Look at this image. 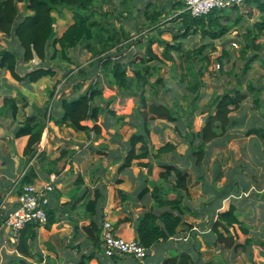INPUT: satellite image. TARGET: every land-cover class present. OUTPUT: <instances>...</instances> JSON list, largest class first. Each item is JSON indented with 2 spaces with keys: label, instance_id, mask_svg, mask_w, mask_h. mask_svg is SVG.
<instances>
[{
  "label": "crops",
  "instance_id": "crops-1",
  "mask_svg": "<svg viewBox=\"0 0 264 264\" xmlns=\"http://www.w3.org/2000/svg\"><path fill=\"white\" fill-rule=\"evenodd\" d=\"M140 2L145 3L144 0H138V3ZM132 15L133 17L124 16L123 23L117 25L130 36L129 41H125L119 50L111 51L113 58L130 63L137 58L146 57L147 42L157 33L153 27H143L146 22L144 14L133 12ZM65 16L63 21L57 20L56 24L60 29L59 34L56 32L57 38L74 23L72 17H67V14ZM176 26L178 25L174 22L173 26L167 24L161 28L176 29ZM0 35L3 36L2 33ZM162 39L170 43L171 33H164ZM182 42L184 43V40ZM13 45L14 47H9L8 50H15L19 54L20 66L16 73L21 80L18 81L9 71L0 68V202L30 167L28 172L32 171L36 175L35 184L49 182L51 177L56 178L49 208L54 222L49 228L39 229L37 239L30 245L29 257L23 256L18 245L9 242V235L6 234L0 240V264H140L128 257L109 258L105 255L103 226L109 222L116 236L139 241V220L148 212L161 215L169 211L160 207L159 201L161 197L174 192L179 180L173 177L171 182L155 181L153 175H148L149 168L141 165L148 164L149 160L134 161L130 167L125 168L129 153L128 142L137 129L135 132L129 131L128 125L129 135L115 139L117 117L109 115L108 112L102 113L97 122L101 128V136H96L94 132L89 136L56 125L55 120L61 119L63 115L61 100L55 104L54 114L38 146L39 149L44 145V151L37 161L31 164L30 158L24 156L30 137L17 139L15 136L27 126L30 119L42 117V108L48 102L54 79L60 78L65 67L61 61L47 59L42 62L38 58L26 65L22 62L23 53L19 50L18 43L14 42ZM84 49L92 57L85 47L79 46L76 53L79 55L81 52L85 57ZM4 50L7 49L1 46L0 58ZM156 50L163 53L162 47H157ZM50 54L51 52H48L49 56ZM165 67L172 71L174 69L170 61H166ZM40 68L49 71L50 75L34 83L25 79L27 74ZM129 76H133V73ZM88 86L89 84H86L82 91L74 92L70 97L85 94ZM103 94L104 109L109 108L119 117L130 115L138 107V99L120 95L117 87L104 90ZM6 100L16 102L17 113H7L4 110ZM204 115V119L208 117L207 114ZM84 125L93 128L96 124L88 121ZM173 129L172 123L158 120L151 129V141L153 152L167 144L176 148L167 157L170 159L167 164L184 172L187 188L183 194L187 199L183 208L186 213L176 236L166 242L157 243L149 250L147 263L163 264L167 260L186 254L191 256L195 264H241L243 250L226 249L225 245L220 243L214 227L217 222H221V215L229 212L234 206L242 227L249 231L246 236L239 225L230 227V235L235 242L244 244L247 238H253L256 241L255 246L264 247V194H261L264 185L261 183L260 186L255 177V184L253 178L248 180L258 175L252 168H243L241 172L237 167L233 168L231 176L228 177L219 167L214 175H206L207 169L197 175L193 166L194 158L189 155V145L187 146L185 141L180 143L174 136ZM187 133L189 131L184 133V136ZM254 136L256 138L254 134L248 135L251 139L249 141H253ZM226 141L220 139L212 145L216 146L217 143L221 147L227 144ZM212 145L209 147L212 148ZM249 157L253 159L252 156ZM152 165L161 166L162 163L154 161ZM92 203H95V206H92ZM17 206L18 204L11 202L8 209L11 211ZM92 224L98 228V241L90 232ZM223 229L220 227L219 231L223 232ZM4 240L8 244L3 247Z\"/></svg>",
  "mask_w": 264,
  "mask_h": 264
},
{
  "label": "trees",
  "instance_id": "trees-1",
  "mask_svg": "<svg viewBox=\"0 0 264 264\" xmlns=\"http://www.w3.org/2000/svg\"><path fill=\"white\" fill-rule=\"evenodd\" d=\"M128 2L129 0H125L124 4H126L127 12L130 14L133 5L131 7ZM103 3L102 0H0V33L4 37L14 38L17 41L19 50L23 53L22 62L26 65H30L35 58L42 62L50 59L51 61L72 64L70 51L83 45L92 55L93 62L90 63V67H93L95 73L91 76H97V78L93 80L85 94L62 99L63 115L61 119L55 120L58 126H65L89 136L91 132L100 136L101 128L97 122L101 114L108 112L109 115L115 117L109 108L105 110L104 104H101L104 101V87L114 88L116 86L120 95L133 96L139 100L140 108L137 109L139 123L136 124L138 130L128 142L129 153L125 168L130 167L134 161L140 160H149L148 164L141 165L150 168L152 163L156 161L162 165L154 167L155 181L171 182L173 177L179 180L174 187V192L169 196L161 197L159 201L160 207L167 208L169 211L163 212L161 215L148 212L139 220L137 226L138 240L149 251L157 243L166 242L176 236L177 229L186 213L183 208L187 199V196L183 194L187 188L184 172L167 164L170 161L167 157L176 148L167 144L157 152H153L151 147V124H155L158 120L172 124L178 123L181 119L179 113L185 111L179 102L171 105L166 102L167 100L159 98L160 86L165 85L160 75L166 61L173 63L174 77L181 78L180 83L182 85L187 84L186 88L184 87L185 99L189 100L190 95L194 96V102H190L189 110V113L193 114L195 106L197 108V99L201 95L202 88L205 87L203 80L211 66V55L209 54L217 52L216 42L223 41L235 31H240L243 27L242 24L257 14L260 15V22L255 27L246 29L245 33L239 32L241 37L239 57L246 61L245 73L251 69L255 61L261 62V54H264V0H246L245 7L249 10L247 13L242 7H232L215 10L203 18H194L191 13L185 11L183 0H170L169 3L173 4L172 8L179 13L173 19L178 25L176 29L174 27L162 29L160 21L164 12L151 5L144 11L146 22L143 27H153L157 33L147 42L146 57L137 58L131 63L120 58H113L111 55V51L119 50L125 41H129L130 36L122 27L117 26L115 17L103 8ZM21 5H23V12ZM65 12L72 13L74 23L61 37L57 38L56 16L62 18ZM164 33L173 34L175 43L172 44L163 40L162 35ZM189 37H193V39L201 37L210 43H204L198 50H186L183 48L184 43H179V41H185ZM157 47L163 48L162 54L158 53ZM49 48L52 51L50 56L48 55ZM222 48L224 54L220 62L231 56L226 45ZM173 51L176 52L175 55L172 54ZM19 66L20 60L17 51L5 50L1 52L0 68L9 71L18 81L21 80L16 73ZM129 69H132L133 76H129ZM80 74L85 79L90 75L89 70L85 69L81 70ZM47 75H50V72L40 68L27 74L25 79L34 83ZM93 78L91 77V79ZM249 87L250 91L255 93L258 99L256 103L260 108L262 104V100L259 99L261 92H257L251 83ZM149 96L152 101L150 105L148 104ZM245 98L246 96L241 94L239 90L235 91V96L228 92L214 97L210 103V110L207 113L208 117L205 118L203 129L197 133L189 131L185 135L189 150L195 151L194 157L198 158L197 165H201L207 145L226 137L234 126L240 127L242 125L230 115L233 111L231 108H239ZM5 107L4 110L7 113L13 112L15 114L18 111L14 100H6ZM199 114L202 113L199 112ZM124 119L121 117L118 121L123 122ZM47 121L48 112H42L41 118L30 119L27 126L19 130L15 136L17 139L25 136L30 137L24 153L25 157L30 158L29 161H32L37 153L47 128ZM88 121H92L96 125L93 128L85 126L84 123ZM192 125L191 123L188 124L190 130ZM263 133V128L260 130L251 129L247 132V136L254 134L264 138ZM195 143L197 147H195ZM35 180L36 175L29 171L21 185L34 184ZM91 205L95 206V203ZM48 217L47 228L54 222L50 212ZM237 225L241 227L244 235H249V231L242 227V223L236 215V207L232 206L229 212L221 215V222H217L214 227L218 239L221 244L225 245L226 249H234L235 251L242 249L245 253L251 254L249 248L255 246L256 243L253 238H247L244 244H240L235 242L230 235L229 228ZM220 227L224 228L223 232L219 231ZM40 228L38 224H29L21 232L18 249L23 256H30V245L37 239ZM90 232L98 241L99 232L95 224H92ZM163 264H195V262L191 256L184 254L167 260Z\"/></svg>",
  "mask_w": 264,
  "mask_h": 264
},
{
  "label": "rangeland",
  "instance_id": "rangeland-1",
  "mask_svg": "<svg viewBox=\"0 0 264 264\" xmlns=\"http://www.w3.org/2000/svg\"><path fill=\"white\" fill-rule=\"evenodd\" d=\"M102 1H104L105 3L102 4L103 8L105 10H108V12H110L112 16L115 17V22L117 25L123 23L122 19L125 18L124 16L130 15L131 17H133V12L139 13L140 11V14L143 15L144 11L151 5L156 6L159 11L164 12L163 17L160 21L161 26H165L167 24L173 26V19H175L177 14H179L173 10V4L169 3L170 0H144L145 3L143 4L141 2L138 3V0H129L128 5H131V7L133 5L132 13L130 12V14H128L129 12H127V6L126 4H124L125 0ZM148 1L150 2L148 3ZM20 7L22 11L23 5H21ZM242 8L244 11H246V13L249 12L245 5H243ZM126 12L127 14H124ZM65 14H67V17H72V13L68 12L64 13L63 18L56 16L57 20L60 19L61 21H63L66 17ZM247 18L249 19V17ZM259 22L260 15L257 14L255 17H252L248 21L246 20L245 23L242 24L243 27H241L240 31H235L223 41L216 42L217 52L209 54L211 55V66L209 72L205 75V78L203 80L205 83V87L201 90V95L197 99V108L195 106L193 114H190L189 110L191 106L190 102H194V96L190 95L189 100L185 99L186 92L184 90V87L187 86V84L182 85V83H180L181 78H175L172 70H168V68L166 67H164V69L162 70L160 78L163 79L165 85L160 86L159 98L165 101L168 99L171 105H175L176 102H179V104L184 107L185 111L179 113V115H181V119L179 120V122L173 123V133H175L174 136L180 141V143L184 141L187 142V146L188 141L185 140L184 133L188 131H191L192 133L197 131L200 132L203 129L205 125V119L203 115L209 112L210 103L213 101L214 97L221 96L228 92L232 93V95L235 96V91L237 90H239L241 94L246 96L245 100H242L241 106L239 108H231L233 110L232 114L230 115L231 118H234V120L238 121L239 124L242 125L240 127H235V129L230 131V137L228 134L226 137L221 139L222 141L227 140V144H224L221 147L217 143L216 146L211 144L212 148L209 147L211 146L210 144L207 145L206 153L204 155L203 161L201 162V165H197L198 158L196 156L194 157L195 151H190L189 155L192 156V158H195L193 159V166L194 171L197 175H199V173H203V170L206 169V175H214L215 173H217L219 167L225 172V176L228 177L231 176L233 168L237 167L239 171L243 170V168H252L253 172L258 175L250 177L248 180L251 181V179L253 178V184H255V177L257 178L258 184L260 183V186L261 183L264 185V138L256 136V139L254 136L253 141H249L251 139L248 138L246 134L248 132L247 130L251 129L260 130L261 128H263L264 132V54H261V62L255 61L251 69L247 73L244 72L246 61L239 57V50L241 48V37L239 32L245 33L246 29L255 27V25ZM57 26L58 25L56 24L55 30L59 34L60 29ZM135 35H138V33H135ZM171 35V42L172 44H174L175 38L173 34ZM202 40L203 39L201 37H198L196 39H193V37H191L184 41V49L198 50V48H200L204 43H210V41ZM14 42L17 43L14 38L5 39L4 35H0V47L2 46L8 50L9 47H14ZM181 42L182 41H179V43ZM225 45L227 46V50L230 52L231 56L230 58L223 59V62H220V59L223 58L224 54L222 46ZM235 45L237 47H235ZM81 47L84 48L85 46L83 45L80 46V48ZM76 51V49L70 51V57H72L74 60L72 64L62 63V66L65 67V70H63L60 78L54 79L48 102L44 105V108H42L43 113H45L46 111L48 112L47 124H49L50 121L49 117L53 116L54 114L56 108L55 104L57 102H59L60 100L62 101L63 98H71L70 94L77 91H82L86 84H89V89L93 80L97 78V76H91V74L95 73L93 67H90V63L93 62L92 57L86 53L85 49L83 50V52L86 53L85 57L82 56L81 52L78 55ZM50 52H52L51 49ZM172 54H176V52L173 51ZM217 64L220 65V69H218V67L216 66ZM83 69L89 70L90 75L86 77V79L80 74L81 70ZM130 73H133L132 69L128 70L129 75H131ZM91 77L94 78L91 79ZM250 83L253 85L257 92H261L259 96V99L262 100L260 108H258V104L256 103L258 99L256 98L255 93H252L249 89ZM104 90H113V88L104 87L103 91ZM151 103L152 101L149 96L148 104L150 105ZM101 104L103 105L105 104V102L103 101ZM138 108H140V103H138V107L133 110L130 115L122 116L125 118L123 122H119L118 119L121 117L115 114L118 124L117 130H115L116 132L114 133L115 139H122L123 137L129 135L127 131L129 129L128 125L130 126L129 131H134L135 129H137L133 124L139 123L137 120ZM199 112H201L202 114H199ZM190 123L193 124L191 130L188 128V124ZM152 127L153 124H151L150 130L152 129ZM185 128L187 129V131H184ZM151 144V147L153 148V143ZM195 147H197L196 143ZM255 152L256 156H254ZM249 156H252L253 159H251ZM251 175L252 173H250V176ZM261 194H264V191ZM256 205L259 206L258 203H256ZM251 250L252 253L249 255L245 254L242 251L243 255L241 257V264H264V247L253 246Z\"/></svg>",
  "mask_w": 264,
  "mask_h": 264
},
{
  "label": "built area",
  "instance_id": "built-area-1",
  "mask_svg": "<svg viewBox=\"0 0 264 264\" xmlns=\"http://www.w3.org/2000/svg\"><path fill=\"white\" fill-rule=\"evenodd\" d=\"M183 2L185 11L191 13L194 18H203L215 10L242 7L246 0H183ZM216 66L220 69V65ZM44 148V145H41L31 164L37 161ZM28 170L17 179L0 202V240L7 234L9 235L8 241L14 245H19L21 232L29 224L46 227L49 221L50 198L55 191V177H51L49 182L22 186L21 182ZM11 202L18 206L9 211L8 205ZM7 244L8 242L4 240L3 247ZM103 248L105 255L109 258L123 256L140 264H148L149 251L137 240H126L116 236L109 222L103 226Z\"/></svg>",
  "mask_w": 264,
  "mask_h": 264
},
{
  "label": "water",
  "instance_id": "water-1",
  "mask_svg": "<svg viewBox=\"0 0 264 264\" xmlns=\"http://www.w3.org/2000/svg\"><path fill=\"white\" fill-rule=\"evenodd\" d=\"M153 170H154V166L151 165L150 168H149V172H148V175L151 177L153 175Z\"/></svg>",
  "mask_w": 264,
  "mask_h": 264
}]
</instances>
